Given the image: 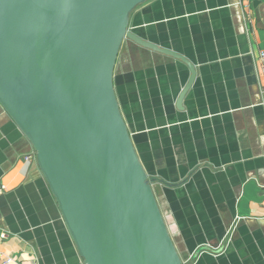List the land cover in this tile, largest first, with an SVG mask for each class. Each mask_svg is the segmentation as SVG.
Returning <instances> with one entry per match:
<instances>
[{"label": "crops", "instance_id": "obj_1", "mask_svg": "<svg viewBox=\"0 0 264 264\" xmlns=\"http://www.w3.org/2000/svg\"><path fill=\"white\" fill-rule=\"evenodd\" d=\"M113 87L182 262L264 264V0H148ZM83 264L33 148L0 105V264Z\"/></svg>", "mask_w": 264, "mask_h": 264}, {"label": "water", "instance_id": "obj_2", "mask_svg": "<svg viewBox=\"0 0 264 264\" xmlns=\"http://www.w3.org/2000/svg\"><path fill=\"white\" fill-rule=\"evenodd\" d=\"M148 0H0V105L36 164L83 264H183L113 87L122 42L182 55L129 30Z\"/></svg>", "mask_w": 264, "mask_h": 264}, {"label": "built area", "instance_id": "obj_3", "mask_svg": "<svg viewBox=\"0 0 264 264\" xmlns=\"http://www.w3.org/2000/svg\"><path fill=\"white\" fill-rule=\"evenodd\" d=\"M259 60L264 63V50H260L259 52ZM13 261L12 257H8L6 261L4 262L5 264H8L9 262Z\"/></svg>", "mask_w": 264, "mask_h": 264}, {"label": "rangeland", "instance_id": "obj_4", "mask_svg": "<svg viewBox=\"0 0 264 264\" xmlns=\"http://www.w3.org/2000/svg\"><path fill=\"white\" fill-rule=\"evenodd\" d=\"M127 43V40L125 39V41L123 42L122 46H125V44ZM193 257L188 256L187 259L183 260V264H192Z\"/></svg>", "mask_w": 264, "mask_h": 264}]
</instances>
